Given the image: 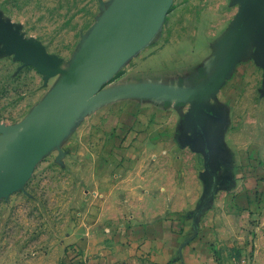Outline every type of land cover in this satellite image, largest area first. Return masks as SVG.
Wrapping results in <instances>:
<instances>
[{"label":"rangeland","instance_id":"374dc122","mask_svg":"<svg viewBox=\"0 0 264 264\" xmlns=\"http://www.w3.org/2000/svg\"><path fill=\"white\" fill-rule=\"evenodd\" d=\"M117 1L0 0V136L57 88ZM251 13L249 0H172L159 40L116 70L210 63L200 92L226 108L238 180L213 175L193 99L173 89L155 107L107 104L109 77L0 198V264H109L113 242L143 226V264H181L193 241L215 264H264V35ZM257 13L264 28V0Z\"/></svg>","mask_w":264,"mask_h":264},{"label":"water","instance_id":"95a60500","mask_svg":"<svg viewBox=\"0 0 264 264\" xmlns=\"http://www.w3.org/2000/svg\"><path fill=\"white\" fill-rule=\"evenodd\" d=\"M261 0H249L251 15ZM172 0H118L83 46L57 88L29 117L0 136V198L24 178L48 138L69 126L120 65L161 25ZM7 177V174H9ZM14 172V173H13Z\"/></svg>","mask_w":264,"mask_h":264},{"label":"crops","instance_id":"0c3cea01","mask_svg":"<svg viewBox=\"0 0 264 264\" xmlns=\"http://www.w3.org/2000/svg\"><path fill=\"white\" fill-rule=\"evenodd\" d=\"M160 27L149 38L145 47H150L159 40ZM141 64L136 71H130L129 69L127 71L123 69V71L121 69L118 72L116 71L115 78L97 95L98 99L102 102L105 101L104 103L107 104L111 100L113 102L130 100L155 107L165 101L169 102L170 100L171 103L174 97L172 90H179L184 94L185 100L188 98L193 99V104L196 107L193 114H195L197 125L203 130L200 136L201 145L204 149L208 148L211 151L207 154V162L213 175H216L218 180H223L224 183L227 180L237 181L241 170V159L227 139L229 118L225 113L226 108H221L219 102L214 100L212 95L200 92L202 87L205 88L206 85H209L210 63L207 62L206 65L199 64V67L184 73H173L172 70L161 72L152 66L149 61H144ZM128 65L127 63L126 66ZM257 182L261 183L262 181ZM241 197L243 198L244 195H239V198ZM139 228L143 230V234H135L137 229L132 231L134 235L129 243L123 244L121 238L120 241L117 239L113 242L115 247L113 251L107 253L105 262L109 260V264H111L115 260L116 263L121 262V264H143L147 227ZM201 243L203 242L196 243L193 241L191 245L183 249L180 254L181 264H215L207 249L203 250V246H199V249L194 247L198 244L201 245ZM102 254V252L96 253L99 256ZM155 254H160L159 247L155 249ZM97 260H102V258H97ZM95 264H97V261H95Z\"/></svg>","mask_w":264,"mask_h":264}]
</instances>
